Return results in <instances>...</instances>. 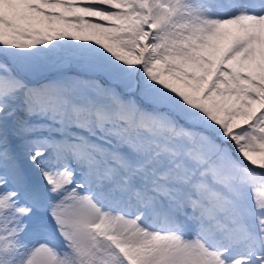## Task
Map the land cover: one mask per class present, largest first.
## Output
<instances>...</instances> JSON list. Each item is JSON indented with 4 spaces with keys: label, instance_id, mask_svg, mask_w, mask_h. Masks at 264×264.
<instances>
[{
    "label": "snow or ice",
    "instance_id": "1",
    "mask_svg": "<svg viewBox=\"0 0 264 264\" xmlns=\"http://www.w3.org/2000/svg\"><path fill=\"white\" fill-rule=\"evenodd\" d=\"M0 264H264V0H0Z\"/></svg>",
    "mask_w": 264,
    "mask_h": 264
}]
</instances>
